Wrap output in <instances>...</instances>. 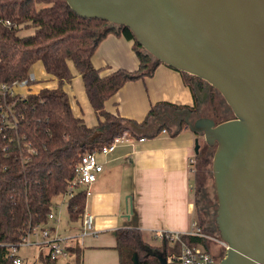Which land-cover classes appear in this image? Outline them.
<instances>
[{"label": "trees", "instance_id": "trees-1", "mask_svg": "<svg viewBox=\"0 0 264 264\" xmlns=\"http://www.w3.org/2000/svg\"><path fill=\"white\" fill-rule=\"evenodd\" d=\"M108 34L133 41L139 61L136 71L119 69L102 77L93 67L92 56ZM36 62L56 78L57 88L24 96L0 91V244H17L30 228L47 224L53 200L65 194L82 155L99 151L116 136L141 129L160 106L183 109L159 104L141 123L108 113L104 108L106 100L125 83L150 76L161 64L138 45L130 30L80 18L66 0H0V84L11 87L16 82H30V69ZM69 63L80 75L88 102L98 117L94 127L73 115L63 90L73 77ZM180 74L193 92L194 84L200 80ZM201 151L199 147L195 158ZM84 203L85 195L80 190L69 199L66 209L71 222L83 216ZM196 204L195 200V207ZM203 209L210 214L205 206ZM201 221L197 222L204 233L207 230L217 234L213 220L206 229ZM115 236L119 264H132L133 254L137 264H172L170 260L179 256V243L171 247L164 241L160 251L153 249L143 242L138 229H121ZM181 240L190 246L208 243L197 237L182 236ZM67 250L75 264H82L81 249L68 246ZM6 253V248L0 247V264H13ZM39 259L43 264H57L44 255Z\"/></svg>", "mask_w": 264, "mask_h": 264}, {"label": "water", "instance_id": "water-1", "mask_svg": "<svg viewBox=\"0 0 264 264\" xmlns=\"http://www.w3.org/2000/svg\"><path fill=\"white\" fill-rule=\"evenodd\" d=\"M80 18L127 27L157 63L214 88L233 113L188 129L211 160L218 264H264V0H66ZM195 92L199 94L197 84ZM194 141V153L199 150ZM132 264H137L136 255Z\"/></svg>", "mask_w": 264, "mask_h": 264}, {"label": "crops", "instance_id": "crops-1", "mask_svg": "<svg viewBox=\"0 0 264 264\" xmlns=\"http://www.w3.org/2000/svg\"><path fill=\"white\" fill-rule=\"evenodd\" d=\"M132 45L133 41L123 36L108 34L92 56L93 67L102 77L119 69L136 71L139 61ZM33 67L31 81L27 86L14 87L15 93L24 96L57 88L56 78L45 72L41 62ZM69 68L73 77L63 90L72 113L86 126L94 127L98 117L88 102L82 79L72 63ZM165 103L183 109L160 106L144 127L129 134V142L98 157L103 171L90 185L91 194L85 198L83 210V215L92 216L90 233L82 236V216L74 222L68 219L64 235H60L59 216L52 210L56 221L49 220L46 225L56 236L67 239L68 246L81 249L82 264H119L115 249L118 230L138 229L143 242L158 249L162 242L156 238L157 232H187L196 220L192 176L198 136L185 123L186 118L192 122L201 114L195 88L192 92L179 71L159 64L150 76L125 83L105 101L104 108L110 114L141 123L153 107ZM149 239H157L160 245L151 244ZM34 250L39 259L42 251Z\"/></svg>", "mask_w": 264, "mask_h": 264}, {"label": "built area", "instance_id": "built-area-1", "mask_svg": "<svg viewBox=\"0 0 264 264\" xmlns=\"http://www.w3.org/2000/svg\"><path fill=\"white\" fill-rule=\"evenodd\" d=\"M29 81L31 77L29 76ZM29 82L27 80L16 82L11 87H7L4 84H0L1 93L9 92L10 94H16L14 87L27 86ZM165 132V130H163ZM129 134L123 133L114 139L106 146H103L99 151H93L84 154L80 157L79 161L74 166L73 179L68 182L67 190L64 195H67L68 199H71L75 193L80 190L83 191L85 198H87L90 192V185L93 184L98 175L103 171V163L99 161V156H107L112 153L118 145L129 142ZM139 141H143L140 138ZM29 152H34L33 149L29 148ZM56 221V215L51 212L48 214V221ZM92 229V216L83 215L82 218V236L90 233ZM182 236L197 237L201 240H214L219 245L221 253L216 258L210 253L203 243L196 246H190L181 240ZM156 238L161 242L167 241L171 247L175 243H179V256L176 260L173 258L170 260L172 264H218L223 258L227 245L218 236H208L202 231L198 222L194 220L191 225V229L187 232H170V231H159L156 233ZM0 247H5L7 250V257L11 259L13 264H23L24 258L20 254L22 248L35 247L38 252L46 250L44 256L49 260L60 264L61 261H65L70 255L67 248L68 242L65 238H60L55 235L52 228L46 224H37L30 228L21 238V241L17 244H0Z\"/></svg>", "mask_w": 264, "mask_h": 264}, {"label": "rangeland", "instance_id": "rangeland-1", "mask_svg": "<svg viewBox=\"0 0 264 264\" xmlns=\"http://www.w3.org/2000/svg\"><path fill=\"white\" fill-rule=\"evenodd\" d=\"M30 32H32V30H30L28 33ZM33 72L34 67L31 68V73ZM199 106V112L201 113V115L213 116L215 118L216 123H221L223 121L230 120L234 117L232 111L230 110L222 96L216 90L212 91L210 97H208V99H206L204 103L201 102ZM198 142L200 145V151H202L201 155L195 159L193 167L192 179L193 181H195L193 200H196L197 203L194 215L196 221L203 220L201 222H203L202 225L206 229L212 226L211 220L214 221V216L216 212V199L211 172V160L214 152V147L207 148L203 136L198 138ZM205 145L206 147L204 148ZM68 201L69 199L67 195H59L53 200V212H57L59 216V225L61 229L60 231L58 230V233L60 235H64V228L68 223V214L66 209ZM204 206L206 207L207 211L210 212V214H205L203 209ZM75 225L77 226L80 224L76 223ZM205 234H207L208 236H212L213 231L208 232L206 230ZM148 242L153 245H160V242L157 239H149ZM34 248H22L20 250L21 256L25 258L24 262L27 264H43L40 259H38L36 252H34ZM158 250L160 251L159 248ZM208 251L216 256H219L221 253V249L218 244H216L215 247H212V249ZM45 253L46 250H43L42 255H44ZM60 264H75L73 261V256L70 254L68 258L65 261H61Z\"/></svg>", "mask_w": 264, "mask_h": 264}, {"label": "flooded vegetation", "instance_id": "flooded-vegetation-1", "mask_svg": "<svg viewBox=\"0 0 264 264\" xmlns=\"http://www.w3.org/2000/svg\"><path fill=\"white\" fill-rule=\"evenodd\" d=\"M198 83H199V86H200L199 87L198 100L200 101V103L201 102L204 103L206 101V99H208V97H210V94L212 93V91H214L215 89L212 88L211 86H209L208 84H206L205 82L201 81V80ZM198 83H197V86H198ZM200 117L211 118L216 123L215 118L213 116H203V115L199 114L198 117H196V119L200 118ZM216 124H218V123H216ZM197 136L199 138L202 135H197ZM207 148H208V146H207ZM217 236H218L217 234L216 235H212V237H217ZM215 245H216V243L214 242V240L213 241L212 240H208L207 245L206 246L204 245V247L207 250H210V249H212V247H215ZM214 256L216 258H218V256H216V255H214Z\"/></svg>", "mask_w": 264, "mask_h": 264}]
</instances>
